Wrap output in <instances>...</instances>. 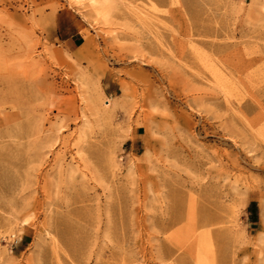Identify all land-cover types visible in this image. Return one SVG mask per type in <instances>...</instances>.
Masks as SVG:
<instances>
[{
  "label": "rangeland",
  "instance_id": "1",
  "mask_svg": "<svg viewBox=\"0 0 264 264\" xmlns=\"http://www.w3.org/2000/svg\"><path fill=\"white\" fill-rule=\"evenodd\" d=\"M263 108L264 0H0V264H264Z\"/></svg>",
  "mask_w": 264,
  "mask_h": 264
},
{
  "label": "bare ground",
  "instance_id": "2",
  "mask_svg": "<svg viewBox=\"0 0 264 264\" xmlns=\"http://www.w3.org/2000/svg\"><path fill=\"white\" fill-rule=\"evenodd\" d=\"M237 70V69H236ZM238 70H239V68H238ZM237 70V71H238ZM3 80V79H2ZM189 105V104H188ZM261 107H263V106H261ZM264 109V108H263ZM264 112V111H263ZM12 134V133H11ZM225 136V135H224ZM29 139V138H28ZM227 139V138H226ZM22 142V141H21ZM16 144V143H15ZM21 144V143H20ZM59 152V151H58ZM230 156V155H229ZM202 158V157H201ZM215 158V157H214ZM228 158H230V157H228ZM231 158H235V157H233V156H231ZM230 160V159H229ZM232 160V159H231ZM208 162V161H207ZM232 162V161H231ZM229 163V162H228ZM233 166L237 169V167H238V163H237V160L236 159H233ZM198 164V163H197ZM220 164V163H219ZM199 165V164H198ZM240 166V165H239ZM232 167V166H231ZM238 170V169H237ZM22 183V182H21ZM73 205V204H72ZM173 221H174V219H173ZM172 222V221H171ZM173 223V222H172ZM175 223V222H174ZM173 223V224H174Z\"/></svg>",
  "mask_w": 264,
  "mask_h": 264
}]
</instances>
